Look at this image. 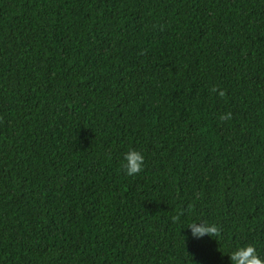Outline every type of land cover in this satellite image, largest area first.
<instances>
[{
    "label": "trees",
    "instance_id": "1",
    "mask_svg": "<svg viewBox=\"0 0 264 264\" xmlns=\"http://www.w3.org/2000/svg\"><path fill=\"white\" fill-rule=\"evenodd\" d=\"M246 244L264 259V0H0V264Z\"/></svg>",
    "mask_w": 264,
    "mask_h": 264
},
{
    "label": "clouds",
    "instance_id": "2",
    "mask_svg": "<svg viewBox=\"0 0 264 264\" xmlns=\"http://www.w3.org/2000/svg\"><path fill=\"white\" fill-rule=\"evenodd\" d=\"M223 95V92L219 93ZM231 114L225 113L220 115V120L230 119ZM144 155L141 151L129 150L123 157V168L127 175L131 176L138 173L144 165ZM189 232L185 239L191 238L193 240L200 239L201 237L208 235L214 236L219 233L217 225L208 223L206 221L197 220L192 221L186 227ZM230 260V264H264V259H261L257 254L256 248L252 244H246L238 246L227 254Z\"/></svg>",
    "mask_w": 264,
    "mask_h": 264
}]
</instances>
